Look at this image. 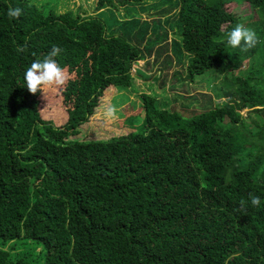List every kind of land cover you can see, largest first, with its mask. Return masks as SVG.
Wrapping results in <instances>:
<instances>
[{"label": "trees", "instance_id": "16d2710c", "mask_svg": "<svg viewBox=\"0 0 264 264\" xmlns=\"http://www.w3.org/2000/svg\"><path fill=\"white\" fill-rule=\"evenodd\" d=\"M243 1L259 15L245 26L259 40L247 52L227 44L239 24L236 2L163 0L179 7L171 55L189 57L184 86L259 59L246 77H231L236 100L217 107L206 97L197 109L196 98L181 102L187 118L142 93L143 129H124L111 116L112 133L125 134L105 140L86 136L102 98L128 90L133 65L147 61L144 48L152 56L168 33L158 36L153 25L154 37L145 31L137 45L130 38L140 17L109 34L98 16L47 14L30 0H0V264H264V0ZM97 4L100 14L116 6ZM9 6L23 9L18 20L7 17ZM53 46L62 49L55 60L66 83L30 94L24 73ZM50 96L63 122L47 117ZM11 242L43 251L13 257L2 247Z\"/></svg>", "mask_w": 264, "mask_h": 264}, {"label": "rangeland", "instance_id": "374dc122", "mask_svg": "<svg viewBox=\"0 0 264 264\" xmlns=\"http://www.w3.org/2000/svg\"><path fill=\"white\" fill-rule=\"evenodd\" d=\"M34 5L40 8L41 11L49 13L50 11H55L57 13L63 14L66 12H75L83 16H98L103 19L107 25L109 34H113L114 30L119 29L121 22L127 20L130 17L134 16L136 18H141L138 22V25L135 28L133 36L130 39L136 42L137 39L141 38V34L149 32L150 37L153 38L154 35H151L152 27L156 28V34L160 36L161 34L168 33V42H166L160 48H154L152 51V56L149 52V49L144 48L147 61H140L137 65L132 67V84L128 90H124L118 93L115 90H111L109 97L102 98L100 107L95 111L94 116L91 118V123L86 128V136L91 138H102L109 139L110 136L125 134L124 132L118 131L112 133V129L116 125H111L110 118L111 116L107 115L108 109L114 107L116 109L115 114V123H118L119 126H122L124 129H133L136 131H141L145 124L144 110L142 104L139 100V94L146 93L153 96L159 97L160 101H166L169 104V108L172 111L181 112L183 116L189 118L190 115L185 113V109L181 107V102H186L190 99L196 98L198 101V106H193V109L201 108L205 103L206 97L209 100L213 101L215 105L223 106L229 101L236 100L234 96L235 87L232 84L231 77L244 78L250 72L252 67L257 66L259 59L253 56L251 59L244 61L242 68L238 71L233 72L232 74H226L223 77L216 76L212 72L206 73L203 77L197 78L194 84H191L190 87L184 86L181 82L185 81L186 69L189 64L188 55L182 52L177 57H184L181 60H177L171 55V42L177 39V35L174 32L175 22L178 14L179 7L177 4L163 2V0H151L146 4L134 5L129 4L126 7H118V0H113L115 7L106 8L103 13H96V7L99 0H30ZM237 3V8L234 10L235 16L239 24L244 26L259 20L258 12L251 8L248 3L243 0H231ZM143 9V10H141ZM144 12V13H142ZM95 14V15H94ZM155 17V18H153ZM166 17L167 19H165ZM156 18H162L161 24L158 25L154 22ZM164 18V19H163ZM166 21V22H165ZM154 22V23H153ZM145 24L149 25L146 26ZM121 34V33H117ZM143 35V34H142ZM137 36V37H135ZM137 38V39H136ZM144 44L140 46L142 49ZM171 55V65L165 66L167 58ZM256 58V59H255ZM144 73L146 78H140L138 73ZM176 79L180 81V85L177 89L173 90L171 86L176 84ZM189 90V91H188ZM214 91L220 92L222 99L213 98ZM204 94V95H203ZM229 97H231L229 99ZM177 98L180 102L171 103V99ZM195 99V100H196ZM207 99V100H208ZM47 108L51 110V114L47 117H52L56 115V118H59V122H63L65 119L64 112L60 109L51 108L52 105H56L58 102H54L52 96L46 99ZM54 103V104H52ZM175 108L177 110H175ZM248 110H244L240 113L244 118H247ZM108 132V135L103 134V132ZM14 246L16 248H14ZM5 250H10L12 256L22 254L24 252H30L33 254H39L43 251L41 247L31 246L26 248L22 243L11 242L2 246ZM41 259L38 264L43 262ZM35 264V263H34Z\"/></svg>", "mask_w": 264, "mask_h": 264}, {"label": "clouds", "instance_id": "9594fccd", "mask_svg": "<svg viewBox=\"0 0 264 264\" xmlns=\"http://www.w3.org/2000/svg\"><path fill=\"white\" fill-rule=\"evenodd\" d=\"M23 14V9L19 7H8L7 17L12 20H18ZM227 44L232 48H240L247 52L254 48L259 42L254 30L245 27L243 24H237L231 31L227 32ZM18 52L26 50V45H18ZM62 51L57 46H53L50 52L41 60H34L24 73V82L26 89L30 94L35 95L38 91L42 92L44 88L51 86H63L67 80L66 70L62 68L55 57ZM116 109L109 108L107 115L114 116ZM250 204L253 207H259L261 200L259 197L249 196ZM245 201L240 202L241 210H245Z\"/></svg>", "mask_w": 264, "mask_h": 264}, {"label": "crops", "instance_id": "0c3cea01", "mask_svg": "<svg viewBox=\"0 0 264 264\" xmlns=\"http://www.w3.org/2000/svg\"><path fill=\"white\" fill-rule=\"evenodd\" d=\"M95 14H96V13H95ZM95 14H94V15H95Z\"/></svg>", "mask_w": 264, "mask_h": 264}]
</instances>
